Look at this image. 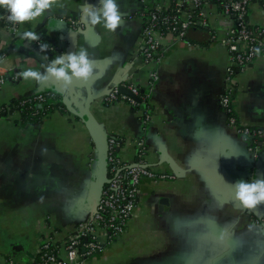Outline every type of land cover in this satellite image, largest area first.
<instances>
[{
  "label": "crops",
  "instance_id": "0c3cea01",
  "mask_svg": "<svg viewBox=\"0 0 264 264\" xmlns=\"http://www.w3.org/2000/svg\"><path fill=\"white\" fill-rule=\"evenodd\" d=\"M98 2L58 0L41 17L20 24L15 37L0 24V55H10L16 69L0 87V106L42 91L62 101L63 94L50 88L52 81L37 83L19 75L28 68L45 69L17 50L22 43L33 47L21 39L24 31L54 38L59 52L46 53L51 60L67 53L68 43L46 29L53 11L86 30L78 35L76 51L86 48L96 65L88 83H76L92 88V112L109 137L120 139V158L139 162L142 139L144 164L175 175L143 179L138 207L125 232L104 237L103 250L82 264H213L216 259L218 264H264V228L255 221L264 217V204L243 208L230 186L264 173V53L235 76L233 86L239 121L262 131L258 148L251 151L249 140L229 124L220 104L229 64L223 42L229 22L217 2L202 8L209 28L192 24L185 39L163 37L158 63L132 56L131 50L141 41L147 15L142 8L166 7L168 0H118L124 22L114 32L86 25L84 6ZM249 19L264 26L259 0L251 5ZM126 62L131 67L119 77L118 69ZM121 78L150 92L152 119L147 125L126 101L104 103L103 96ZM66 108L41 124L24 123L19 112L0 118V262L13 257L28 263L47 236L63 243L94 207L96 147L86 124ZM167 157L180 171L173 170Z\"/></svg>",
  "mask_w": 264,
  "mask_h": 264
},
{
  "label": "built area",
  "instance_id": "2783aa9c",
  "mask_svg": "<svg viewBox=\"0 0 264 264\" xmlns=\"http://www.w3.org/2000/svg\"><path fill=\"white\" fill-rule=\"evenodd\" d=\"M212 1L220 5L222 13L229 22L223 41L229 52V64L226 69V86L220 94V104L227 115L229 124L235 126L238 132L249 140L250 150L255 151L258 148V140L262 131L259 128L242 124L233 105L235 76L254 61L257 56L255 49L259 48L260 53H264V26L254 25L249 19V10L255 0H168V6H162L146 13L147 18L140 34L141 38H139L141 41L131 50V55L140 54L147 62H160L163 37L171 34L176 38L185 39L188 34L192 22L190 13L184 10L185 7L194 10L200 9L198 16L202 19V24L208 25V21L202 17V8ZM262 5L264 6V0ZM170 7L173 9L172 11H168ZM8 14L6 11L4 27L12 37H15L19 34L20 24L10 23L7 20ZM31 43L37 50L41 43H47L49 48L45 53H53L56 49L54 44L41 38L39 41H31ZM14 70L16 69L13 58L6 53L1 54L0 87L6 83L9 73ZM157 78L158 75L154 73L153 79ZM121 87L127 88L131 94L124 93ZM46 94H52V92L47 91ZM32 95L37 100L45 99V95L41 92ZM150 97V92H148L140 100L139 86L130 82L128 78H122L120 82L111 86L103 96V101L108 105L117 101H126L133 107L139 106L137 112L143 124L147 125L152 119V111L149 108ZM2 117L4 116H0V118ZM108 143L109 182L104 185L97 209L76 223L63 243H59L52 236L45 237L36 255L28 263H21L13 257H8L0 264H82L86 259L98 255L103 250L104 237L113 239L125 232L138 207L143 179L155 180L175 177L174 174L160 173L145 166L144 156L147 149L144 140L141 139L138 142L140 156L138 164L127 163L120 158L118 151L120 139L117 136H110ZM255 221L264 227V217L255 219Z\"/></svg>",
  "mask_w": 264,
  "mask_h": 264
},
{
  "label": "clouds",
  "instance_id": "9594fccd",
  "mask_svg": "<svg viewBox=\"0 0 264 264\" xmlns=\"http://www.w3.org/2000/svg\"><path fill=\"white\" fill-rule=\"evenodd\" d=\"M58 0H0V7L8 11L7 20L13 24H23L41 17L51 10ZM84 21L88 27L102 25L108 31H116L123 21L118 0H99L97 4H86L83 9ZM21 39L39 41L40 36L34 31H24ZM49 45L41 43L39 51L47 52ZM257 55L260 49H255ZM96 61L86 48L56 56L49 62L43 72L28 68L19 73L25 80L45 83L54 80L67 93L74 82L88 83L93 76ZM59 66V67H58ZM234 198L248 210L264 204V173H258L256 179H242L230 184ZM254 226L250 225L252 230Z\"/></svg>",
  "mask_w": 264,
  "mask_h": 264
},
{
  "label": "water",
  "instance_id": "95a60500",
  "mask_svg": "<svg viewBox=\"0 0 264 264\" xmlns=\"http://www.w3.org/2000/svg\"><path fill=\"white\" fill-rule=\"evenodd\" d=\"M143 11L144 8H142V12ZM58 12L62 13L61 10H59ZM46 29L52 33H57V37H55L56 39L60 40L61 42L66 41L68 43L66 52L76 51L79 44L78 43L79 33L86 32V30H84L82 26L79 25L75 27L68 21V19L59 16L53 11L49 12V17L46 20ZM17 50L27 56H30L38 60L40 63H42L44 68L49 62L52 61L46 53H41L39 50L33 47H28L24 43L19 45L17 47ZM130 67H131L130 62L124 63V65L118 69V76L120 77L122 74H124L127 68ZM49 81H52L54 83V86L50 88H52L54 91L58 93L63 94L62 101L66 104L68 109L72 111L76 116L80 117L82 121L86 124V127L88 128V131L96 147V149H94V153L96 154L94 157L96 168H95V181L93 188V193L96 196V200L94 203V207L92 208L91 211L93 212L97 209V205L101 198L104 185L109 182V177H108L109 135L106 131H104V129H102V126L100 125L97 117L94 115L91 109L93 102L96 100V95H94L92 88H90L88 84H79L74 82L71 87V90L65 93L61 89L60 85L57 84L54 80H49ZM121 90L124 93L131 94V92L125 87H121ZM119 150L120 148L118 149V151ZM167 160L169 161V163H171L174 171L176 172L180 171V168L178 167V165L174 164L173 159L171 157H167ZM136 164H138V162ZM213 264H218V259H216L213 262Z\"/></svg>",
  "mask_w": 264,
  "mask_h": 264
},
{
  "label": "trees",
  "instance_id": "16d2710c",
  "mask_svg": "<svg viewBox=\"0 0 264 264\" xmlns=\"http://www.w3.org/2000/svg\"><path fill=\"white\" fill-rule=\"evenodd\" d=\"M260 2L263 3V0H260ZM172 7H170L168 11H172L173 10ZM184 10H187L186 12L190 13L191 15L190 20L193 25H202L206 28H209V25L202 24L201 22L202 19L198 16L200 9L194 10L192 8H187L186 6ZM6 11L7 10L5 8L0 7V24L3 26L6 24V20L4 19V15ZM143 12L148 13L146 7H144ZM146 18L147 17L145 16V19ZM39 36L42 40L49 41L51 44H54L56 46L54 53L59 52V48L57 47L58 45L54 42L53 37L46 36L43 34H40ZM139 89H140V100H142V98L148 93V91L141 86H139ZM41 93L45 95V99L43 101L37 100L36 98H34V95L14 97L7 104L0 106L2 108L0 110V116L9 117L12 113L19 112V114L21 115V121H23L24 123L30 122L33 124H41L45 119L46 115L51 114L56 110H60L62 112L67 111L66 105L61 101L60 96L53 93L46 94L47 91H42ZM133 108L135 111H138L140 107L137 106ZM149 108L152 111L151 105L149 106Z\"/></svg>",
  "mask_w": 264,
  "mask_h": 264
}]
</instances>
